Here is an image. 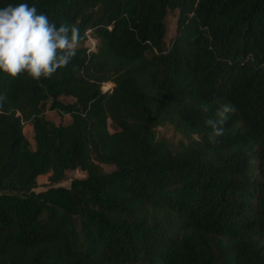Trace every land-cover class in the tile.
I'll list each match as a JSON object with an SVG mask.
<instances>
[{"label":"trees","instance_id":"1","mask_svg":"<svg viewBox=\"0 0 264 264\" xmlns=\"http://www.w3.org/2000/svg\"><path fill=\"white\" fill-rule=\"evenodd\" d=\"M19 3L84 39L51 79L0 72V264H264V0L0 8ZM226 102L210 143L204 121Z\"/></svg>","mask_w":264,"mask_h":264},{"label":"clouds","instance_id":"2","mask_svg":"<svg viewBox=\"0 0 264 264\" xmlns=\"http://www.w3.org/2000/svg\"><path fill=\"white\" fill-rule=\"evenodd\" d=\"M80 29L75 24L62 23L59 27L48 16L39 13L33 4H9L0 8V72L10 80L26 74L30 79H51L58 69L66 67L76 56L82 40ZM8 100L6 92H0V110ZM202 112L208 105H200ZM236 108L230 102L223 103L216 118H208L205 125L211 129L210 143L224 135L223 125Z\"/></svg>","mask_w":264,"mask_h":264},{"label":"rangeland","instance_id":"3","mask_svg":"<svg viewBox=\"0 0 264 264\" xmlns=\"http://www.w3.org/2000/svg\"><path fill=\"white\" fill-rule=\"evenodd\" d=\"M175 19H176V13H169L167 16V22H168V34H167V38L166 41L168 42L171 37L174 35V25H175ZM92 40L89 41L90 44H92ZM112 86V83H104L102 88L105 90L107 88H110ZM46 116L51 119L52 121H54L55 123H67L70 118L68 115L63 114V113H59L55 110H47L46 111ZM108 126H109V130L113 131L114 127L113 125L110 123V120H108ZM162 131L169 135L170 137H172V131L170 129H162ZM23 132L25 134V136L27 137V139L30 142L31 148H34V139H33V130H32V126L30 124H25L23 127ZM103 167L106 170H110L111 167L107 166V165H103ZM85 176V172L83 170L80 169H75V170H68L66 171V175L64 177V179L59 183V185H63V186H68L70 179L74 178V177H83ZM50 183L48 181V174H41L38 176L37 178V187L35 188V191L40 190L45 188L46 186H48Z\"/></svg>","mask_w":264,"mask_h":264}]
</instances>
